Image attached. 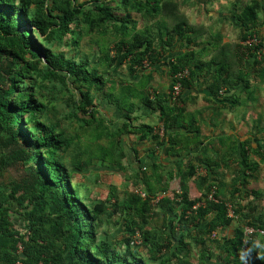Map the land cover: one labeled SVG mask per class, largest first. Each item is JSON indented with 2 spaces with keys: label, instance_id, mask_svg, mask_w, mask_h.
Wrapping results in <instances>:
<instances>
[{
  "label": "trees",
  "instance_id": "16d2710c",
  "mask_svg": "<svg viewBox=\"0 0 264 264\" xmlns=\"http://www.w3.org/2000/svg\"><path fill=\"white\" fill-rule=\"evenodd\" d=\"M112 2L0 0V146L5 149L0 151V175L14 164L28 167L24 178L11 182L9 187H0V264H207L213 245L223 250L225 263L242 264L239 250L244 227L264 230L262 215L246 221L251 216V209L247 208V214L240 218L243 224L235 230L232 239L223 244L209 239L213 232L230 226L240 212L233 204L236 195L247 185V177H242L241 173L232 181L227 201L221 200L222 188L199 175L196 165H189L179 174L180 193H174L172 199L161 197L154 206L153 200L167 192L168 184L162 186L157 175L150 179L145 173L141 177L138 172L131 177L137 185L139 178L147 180L143 182L144 197L132 193L122 201L116 199L110 204L111 212L109 204L104 202L92 206L83 202L82 185L74 182V176L85 170L90 161L81 163L78 160L81 153L74 154L72 159L69 152L73 138L59 127L58 121L44 117L49 107L39 101L41 91L51 97L54 95V99L61 89L68 91L66 105L74 112L76 121L82 123L81 129L88 128L92 132L89 142L95 144L96 151L89 160L120 166L124 156L117 146L123 134L137 135L140 142L150 139L154 147L148 152L152 154L166 143L171 144L172 155H180L201 144L197 121L194 117L189 119L185 109L180 107V103H184V90L193 87L199 77L211 75L208 88L216 97L222 89L229 91L239 84L249 87L241 61L233 54L237 45H223L219 54L229 50L231 55L220 58L215 54L208 62H193V55L185 53L169 63V94H153L152 97L141 94L139 97L140 105L159 112L163 136L158 135L156 127L130 123L131 113L139 104L128 103L125 99L127 95H135L131 89L116 92L111 86L105 96L107 104L124 111L128 122L116 132H110L104 121L97 119L96 97L92 94L93 91L101 93L105 88L101 74L95 65L89 71L87 60L59 53L57 49L63 37H72L76 29L99 36L113 34L116 51L124 52L123 57L129 58L128 71L133 74L135 66H141L143 61L152 64L159 60L156 47L165 48L176 35L186 34V41L190 42L198 31L188 24L175 0H120L116 7H111ZM133 13L147 21L163 18L157 29L164 33L156 47L150 29L138 32L128 26ZM259 13L264 14L263 3L251 0L236 18L250 30L260 25ZM164 37L167 40L164 41ZM244 49L254 57L250 49ZM108 52V49L104 51L100 63L107 68L114 62ZM259 61L264 64V55ZM254 64L261 66L256 60ZM184 69L188 70V75L179 80L180 93L173 97L174 75ZM54 109L50 107V111ZM78 115H88L89 121ZM184 129L187 134L181 132ZM103 138L110 141L108 149L99 143ZM247 144L241 143V157L247 170L254 172L258 163H248L244 149ZM8 148L10 151L6 153ZM255 153L264 163V153ZM194 177L200 197L191 200L187 182ZM152 180L156 184L161 181L160 185L155 186ZM263 193L251 191L250 194L258 199ZM211 194L213 200L208 199ZM199 203L202 205L194 209ZM228 205L233 210L232 217L228 215ZM113 213L124 215V235L111 242L102 226ZM13 214L24 224L22 228L12 221ZM136 235H139L140 244H131ZM194 247H199L195 261ZM140 248L145 249L146 257L140 253ZM263 255L264 240L258 245L250 241L249 263H262Z\"/></svg>",
  "mask_w": 264,
  "mask_h": 264
},
{
  "label": "crops",
  "instance_id": "0c3cea01",
  "mask_svg": "<svg viewBox=\"0 0 264 264\" xmlns=\"http://www.w3.org/2000/svg\"><path fill=\"white\" fill-rule=\"evenodd\" d=\"M216 1L219 5L216 6V2L213 3L212 1L211 7L202 0L197 2L188 0L187 2L189 3L187 5L184 4V0L181 1L179 7L186 21L190 26L198 29L190 42L186 41V34L176 35L165 48L156 47L161 35L164 33H159L157 29V27H161V24H159L161 17L148 21V26L154 25V28L153 26L151 28V33L154 37L156 52L160 54L158 56L159 60L152 64L143 61L141 66H135L136 70L133 74L128 71L126 82L120 84L118 91L131 89L132 95L135 96L127 95L125 100L128 103L135 104H139L141 94H149L150 97L153 94H169L171 81L169 75L170 62H174L177 57L185 53L193 55V62H208L215 54H218L220 58L231 55L229 50L222 51L223 54H219L223 45H237L238 48L233 51V54H237L241 61V69L246 75L249 87L239 84L229 91L222 89L223 93L219 92L217 97L212 96L208 88L211 75H206L199 77L195 85L184 90L182 94L184 103H180V107L185 109V115L189 119L194 117L197 121L200 127L201 144L198 147L184 151L180 155H172L170 154L171 144L166 143L158 147L155 154L142 151L139 155V160L136 158L139 168L142 170L150 168L154 175H157L161 180L163 179L162 186L163 184H168L167 192L159 194L156 201L161 197L172 199L174 193H180L178 190L179 174L186 170L189 165H196L199 175L206 176L210 183L215 184L216 187L218 186L217 188H222L223 196L221 200L227 201L232 181L240 173L242 177H247L246 187H239L242 189L240 194L236 195V200H234L233 204L235 209L239 207V214L235 215L234 221L230 226L219 229L210 236L211 240H217L223 244L227 240L232 239L235 230L243 224L240 218L247 214V208L251 209V216L246 221H252L253 217L261 218V215L264 219V163L261 162V158L255 153V151L264 153V64L254 57H250L242 45L244 37L251 34L257 35L264 41V14H258L260 25L246 30L236 16L251 0L242 7L235 0ZM258 1H261L264 5V0ZM138 15L144 19L143 16ZM131 25L134 24L131 23ZM137 31L139 32L138 29ZM163 39L164 41L167 40L166 37ZM254 60L261 66L255 65ZM128 61L129 58L124 59L127 70H129ZM142 86L143 88H141ZM169 103H172V101H169ZM111 106L114 107L113 105ZM114 110L117 112L115 107ZM118 113L121 117L120 124L128 122L124 116V111H118ZM114 115L118 118L117 113ZM131 122L134 126L146 124L156 127L158 135L160 137L163 136V129L159 122V112L152 110L150 107L139 104L134 112L131 113ZM185 131V129L181 130L182 133L187 134ZM142 142H148L151 148L154 147L150 139ZM244 142L248 143L247 147L244 148L248 163H258V167H255L254 172L247 170L241 157V143ZM148 143L144 145V148L150 146ZM125 159L120 166H117L118 170L124 169L122 165L125 164ZM153 164H156L157 167H151ZM104 165L108 168L113 166L106 163ZM195 180L194 177L187 182L188 197L191 200L200 197V191L197 189ZM174 181H177L178 189L171 191L173 189L171 183ZM192 183L195 188L193 192L191 190ZM170 191L171 194H169ZM251 191L263 193V195L257 199L254 198L253 194H250ZM191 192L193 193V198H191ZM253 240L254 244L258 245L262 238L256 236ZM215 249L214 255H211L212 251H210L211 256L207 259V264H227L225 263L223 250L218 247H215ZM196 251L197 253L199 252V247H197ZM215 257L217 260L211 261V258L214 259ZM262 257L263 262L259 264H264V255ZM193 261L195 260L193 259Z\"/></svg>",
  "mask_w": 264,
  "mask_h": 264
},
{
  "label": "rangeland",
  "instance_id": "374dc122",
  "mask_svg": "<svg viewBox=\"0 0 264 264\" xmlns=\"http://www.w3.org/2000/svg\"><path fill=\"white\" fill-rule=\"evenodd\" d=\"M87 0H79L80 3H84ZM120 0H113V6L116 7L119 6ZM178 5L181 4L182 0H175ZM184 4H188L186 0H184ZM191 1V0H189ZM196 2L199 0H195ZM206 2L209 7L212 6V1L215 3V5H219L216 0H202ZM250 0H235V2L239 6H244L246 3H248ZM111 3V5H112ZM180 9V8H179ZM182 13V11L180 10ZM183 14V13H182ZM131 20L128 26L130 28H134L135 30L139 31H145L146 29H150L154 25L148 26L149 22L145 19L140 18L137 14L131 15ZM163 18L159 20V24H162ZM131 23L134 24L131 25ZM167 23V20H166ZM172 22L170 21L169 24ZM168 24V25H169ZM147 27V28H146ZM132 31V30H131ZM164 32V31H162ZM73 37V38H72ZM65 35L62 39L61 45L58 47L59 53H64L66 55H69L70 57L76 59V60H87L88 61V70H91V67L95 65L97 72L101 74L102 81L105 83V88L102 90L101 93L98 91H93L92 94L96 97L95 107L98 111V118H101L104 122V125H106L109 128L110 132H116L117 129L122 127V124H120L121 117L119 116L118 110L117 112L114 110V107H112L110 104H107V98L106 93L108 91V87H113L114 91L118 92V88L120 84H124L126 82V77L128 76V70L127 65L124 62L123 53H118L115 48V36L113 34L109 36H99L96 33L93 34H85L84 31L80 29L75 30V35L73 36ZM72 38V39H71ZM74 40V42H73ZM77 42V43H76ZM106 49L109 50V56L111 58H114L113 64L107 68L102 63V58L104 51ZM244 51V50H243ZM247 54L248 51H246ZM97 62V63H96ZM129 62V61H128ZM96 63V64H95ZM97 65V66H96ZM69 82L71 80H68ZM68 96H70V93L66 91L64 88L59 91L57 94V97L54 99V95L51 97L49 93L45 91H41V95H38L39 101L41 103L47 104L49 107V111L44 114V117L47 120H51L52 122L58 121L59 127L63 128L65 133L67 135H70L73 138L72 148L70 153V156L72 157L76 153H81V157H79L78 160L81 161V163H86L90 161V165L83 170V172H78L74 176V182L77 184L82 185L81 186V195L83 197V202L86 203L89 206H92L96 202H104L106 205H108L109 209H111V205L114 200L118 199L119 201H122L124 199L129 198L132 193H146V189L144 188L143 182L147 181L145 178L142 181L143 178L138 179L139 185L135 184L134 179L131 177L132 174L135 172H138L141 177H143L142 173H145L146 177H150V179L154 178V172L152 173V170L150 168H147L146 170H142L139 168L137 159L139 160V155L142 153V151H149L151 148V145L148 148H144V145L147 144L146 142H140L137 138V135L134 134H123L120 136V143L117 147H119L122 152L124 158L121 160V164L124 161L126 155L127 158L125 159V164L122 165L124 167L123 170H118L116 165L111 166V168H108L106 165H101L96 160H89L91 157V154L96 151V146L94 143H90L91 140L90 134L92 133L88 128L86 130L81 129L80 122L76 121V118H74V112H72L71 108H69L66 105V101ZM53 106L55 109L50 111V107ZM77 113V112H75ZM115 113H117L118 118L115 117ZM136 113V112H135ZM79 117H83L84 119L89 121V117L84 115H78ZM132 123V122H130ZM99 143H101L103 146H105L107 149L109 148L110 141L106 138H103ZM4 148L0 146V151L4 152ZM10 149H6V153H8ZM68 153V154H69ZM73 159V157H72ZM141 160V158H140ZM108 164V163H106ZM28 172V167L24 165L14 164L9 166L1 175H0V187H3L6 185L11 184V182L20 180L24 178L26 173ZM153 177V178H151ZM163 180V179H162ZM137 181V180H136ZM153 181V180H152ZM154 180L153 183L155 186H159L160 182L158 184L155 183ZM163 182V181H162ZM171 186L173 189L171 191H176L178 189V183L177 181H174L171 183ZM170 186V187H171ZM192 192L195 190L194 184L192 183L191 187ZM171 191L169 194H171ZM214 189H212V192ZM191 192V198H193V193ZM114 193V195L111 196V194ZM159 196V195H158ZM155 201L153 200L152 206L155 205ZM156 210V209H155ZM109 212L112 211L108 210ZM124 215L123 214H114L107 218L108 220H105L102 226V230L106 231V236L111 242H114L116 240H120L122 236L124 235ZM19 217L15 214L12 215V221L16 223V227L22 228L24 224L22 222L18 221ZM255 238V237H254ZM210 239V236H209ZM215 245L211 246L210 251H212L211 255L215 254ZM197 247H194V252L196 251ZM139 251H141V254H145V249L140 248ZM193 259L196 260L197 251L194 253ZM148 260V259H147ZM217 260L216 257L213 259L211 258V261ZM223 263V262H222Z\"/></svg>",
  "mask_w": 264,
  "mask_h": 264
},
{
  "label": "built area",
  "instance_id": "2783aa9c",
  "mask_svg": "<svg viewBox=\"0 0 264 264\" xmlns=\"http://www.w3.org/2000/svg\"><path fill=\"white\" fill-rule=\"evenodd\" d=\"M242 45L245 48L250 49V52L254 55V57L259 60L261 57L264 55V41H262L257 35L251 34L246 37V39L243 41ZM188 75V70L184 69L183 71L178 72L177 74L174 75V79L176 80L173 88H172V96L177 97L180 93L181 86L179 83V80L187 77ZM220 93H223V91H220ZM162 133V132H160ZM213 193V192H212ZM142 197L145 196L144 193H140ZM208 199H212V194L209 195ZM202 205V203L197 204L194 209ZM228 215L230 217L233 216V210L230 205H228ZM260 236L264 240V230L263 229H256L253 227H244L243 230V240H242V245L239 250V255L241 256V263L242 264H250L248 257H247V249H248V244L250 241L254 239V237ZM131 244H140V239L139 235H136L131 242Z\"/></svg>",
  "mask_w": 264,
  "mask_h": 264
}]
</instances>
